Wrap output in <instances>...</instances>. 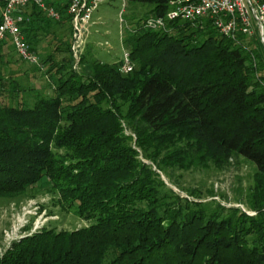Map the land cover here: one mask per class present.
Segmentation results:
<instances>
[{"label":"trees","instance_id":"obj_1","mask_svg":"<svg viewBox=\"0 0 264 264\" xmlns=\"http://www.w3.org/2000/svg\"><path fill=\"white\" fill-rule=\"evenodd\" d=\"M168 1L127 0L147 6L144 18L163 16ZM17 13L39 59L32 65L50 93L0 103V196L46 179L61 208L93 222L73 231L41 227L12 241L0 264H264V48L258 37L228 39L208 18L168 22L158 31L134 20L121 40L130 72L120 71L122 60L86 59L85 53L77 71L68 15L54 21L33 5ZM50 22L67 26L68 36H56L54 51L40 57ZM123 97L131 102L122 116L115 100ZM168 142V159L187 168H223L239 157L251 162L262 201L255 215L181 198L165 187L159 172L170 174L145 144ZM65 148L75 154L59 155Z\"/></svg>","mask_w":264,"mask_h":264},{"label":"rangeland","instance_id":"obj_2","mask_svg":"<svg viewBox=\"0 0 264 264\" xmlns=\"http://www.w3.org/2000/svg\"><path fill=\"white\" fill-rule=\"evenodd\" d=\"M119 0H111L101 4L92 15V24L87 45L83 53L86 59L104 62L122 60L124 47L121 42V27L118 18ZM147 6L127 2V18L131 21L144 18ZM47 36L41 37L40 57L54 51L55 42L66 39L65 27L54 26ZM158 31V30H157ZM53 32V33H52ZM57 36V38H56ZM70 39V37H68ZM0 45V103H10L14 99L29 102L35 94L50 93L49 82L43 77L42 71L35 65L20 61L9 41ZM74 69L80 68L74 65ZM10 79L8 85H3ZM117 110L123 115L130 106V97L117 98ZM121 125L125 124L122 121ZM121 133L129 135L123 130ZM133 138V136H132ZM151 155L162 161L163 170L159 176L164 186L173 190L181 198L211 206L219 204L224 207L239 209L246 215H255L254 207L262 203L257 194V182L260 175L255 166L239 157L230 165L217 168L212 163L204 166L185 167L178 160L168 159L172 147L170 142L160 146L145 144ZM74 155L75 152L65 148L59 155ZM71 153V154H70ZM73 153V154H72ZM66 160V159H65ZM152 169L158 172L152 165ZM57 197L50 192V183L43 179L25 188L21 194L0 196V258L12 241L34 232L41 227L58 231H73L86 227L93 221H82L71 209L61 208Z\"/></svg>","mask_w":264,"mask_h":264},{"label":"built area","instance_id":"obj_3","mask_svg":"<svg viewBox=\"0 0 264 264\" xmlns=\"http://www.w3.org/2000/svg\"><path fill=\"white\" fill-rule=\"evenodd\" d=\"M111 0H3L0 7V43L9 41L17 56L30 64H37L38 56L31 50L21 32L24 16L18 9L33 5L47 18L58 21L64 12L70 27V51L77 66L87 45L92 15L98 7ZM58 7L55 6V3ZM118 12L121 39L130 30L127 19V0H119ZM208 18L218 32L228 39L238 34L256 36L264 48V0H169L163 16L137 19L139 27L154 31L165 28L172 21L195 22ZM133 66L128 53L123 50L120 71L128 73Z\"/></svg>","mask_w":264,"mask_h":264}]
</instances>
